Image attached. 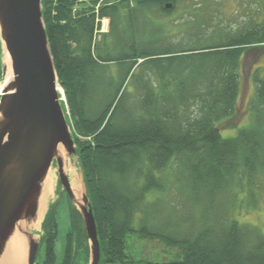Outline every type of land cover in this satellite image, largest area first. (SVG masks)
I'll use <instances>...</instances> for the list:
<instances>
[{
  "label": "trees",
  "instance_id": "1",
  "mask_svg": "<svg viewBox=\"0 0 264 264\" xmlns=\"http://www.w3.org/2000/svg\"><path fill=\"white\" fill-rule=\"evenodd\" d=\"M180 1L41 0L61 104L96 223L99 264L125 263L131 232L180 246V260L162 264H264V235L229 212L243 202L237 194L264 189V76L258 69L250 125L230 137L219 129L237 119L239 62L246 50L264 45V23L216 44L201 31L194 46L173 43L148 12H172ZM103 18L107 32H99ZM171 189L178 207L167 197ZM64 195L70 213L61 228L57 205ZM61 196L47 208L35 264L88 263L80 214L66 192ZM182 211L196 214L195 228L175 237L169 217L161 216L181 220Z\"/></svg>",
  "mask_w": 264,
  "mask_h": 264
},
{
  "label": "water",
  "instance_id": "2",
  "mask_svg": "<svg viewBox=\"0 0 264 264\" xmlns=\"http://www.w3.org/2000/svg\"><path fill=\"white\" fill-rule=\"evenodd\" d=\"M0 42L12 71L0 93V258L17 224L37 219L42 185L54 162L61 186L58 196L66 192L80 214L89 247L87 264H99L100 244L83 178L84 191L77 195L64 170V156L58 151L61 145L67 158L76 154L61 104L63 91L50 52L41 0H0ZM5 72L3 62L2 74ZM23 234L27 239L25 264H35L40 236Z\"/></svg>",
  "mask_w": 264,
  "mask_h": 264
},
{
  "label": "rangeland",
  "instance_id": "3",
  "mask_svg": "<svg viewBox=\"0 0 264 264\" xmlns=\"http://www.w3.org/2000/svg\"><path fill=\"white\" fill-rule=\"evenodd\" d=\"M103 0H99L102 3ZM169 9V8H166ZM149 16L156 21L165 25V31L168 32L166 38L173 43H181L185 46L195 45V34L201 31L202 34H211L213 36L212 42H219L225 38L243 29H250L252 25L264 23V0H182L172 12H160L155 8L150 10ZM197 19L206 20L207 23H202L199 26L194 23ZM194 23L187 29L186 25ZM108 18H103L100 22L99 32L108 31ZM105 27V28H104ZM185 29L184 33L181 31ZM99 40V36H97ZM204 37L202 36V40ZM4 48L0 47V61L4 62ZM239 67V81L240 90L236 103L237 119L233 121H224L219 125L222 137H230L237 134V131L242 127L250 125L251 115L253 110L251 108V101L254 96L253 71L258 69V75L264 76V45L256 50H246L244 57L240 59ZM115 68L113 67V70ZM3 74L0 75V93L4 88ZM128 90H133L132 84L128 86ZM63 96V95H62ZM64 97V96H63ZM134 97L130 96L129 102L133 101ZM238 122L236 126H231V122ZM71 163L76 168L80 180L82 174L77 164L75 156L70 157ZM49 172L54 179L53 191L48 195L47 207L54 202L59 196L61 186L58 181L57 168L53 162ZM263 190V191H262ZM259 194H237L238 201L243 200L239 207H230V216L235 217L237 222L241 225H246L255 228L264 235V189L259 190ZM167 196L170 202L175 206H179L177 202V195L171 189ZM62 197V196H61ZM146 200H150V196L146 195ZM231 198V197H230ZM236 201V204L238 203ZM230 204L228 205L229 208ZM193 213V211H191ZM70 213L67 197L64 195L57 205V215L60 221L61 228H65L67 217ZM190 213L188 215L184 211L181 212L183 218L180 220L176 215L161 216L162 219L169 217V226L171 227L172 235L177 237H188L191 231H194L196 221V214ZM161 214V213H160ZM158 214V215H160ZM140 216V215H139ZM166 219V218H165ZM147 226L148 222L146 221ZM134 227L138 228L139 223L137 219L134 221ZM166 225V220L163 221L161 227ZM154 227V224L152 223ZM191 226V227H190ZM184 227H187L184 229ZM32 234L38 238L42 233L39 228L31 231ZM180 235V236H179ZM127 261L125 263L114 264H162L166 262L180 260L181 248L178 244L169 243L159 237H144L137 232H131L126 237ZM42 254L41 248L38 249L36 261H39ZM35 261V262H36ZM87 260L82 259L78 264H86Z\"/></svg>",
  "mask_w": 264,
  "mask_h": 264
},
{
  "label": "bare ground",
  "instance_id": "4",
  "mask_svg": "<svg viewBox=\"0 0 264 264\" xmlns=\"http://www.w3.org/2000/svg\"><path fill=\"white\" fill-rule=\"evenodd\" d=\"M3 54H4L3 57L4 64L6 66V72L3 75V81L4 84H6L12 76V71L10 66V60L5 50L3 51ZM58 151L60 155L64 156V161L66 163V167L64 170L69 177L72 189L77 195L79 194L81 195L84 191V187L80 180V176L78 175L76 168L71 163V160L65 156L66 152L63 146L59 145ZM53 186H54V179L52 178L51 173L48 172L44 179L41 195L38 201L37 219L33 220L29 224L25 223L24 221H20L17 224L16 229L14 230L13 234L10 236L9 240L6 243L4 253L0 258V264H25L27 239L26 236L23 234V232L27 234H31L32 230L34 229L38 230L40 228L41 221L47 209V202H48L47 197L52 193ZM32 238H34L33 235Z\"/></svg>",
  "mask_w": 264,
  "mask_h": 264
}]
</instances>
